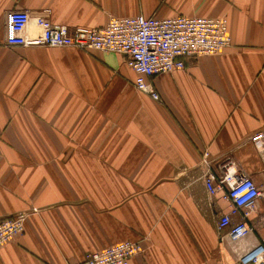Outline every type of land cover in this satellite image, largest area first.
<instances>
[{
    "label": "crops",
    "instance_id": "crops-1",
    "mask_svg": "<svg viewBox=\"0 0 264 264\" xmlns=\"http://www.w3.org/2000/svg\"><path fill=\"white\" fill-rule=\"evenodd\" d=\"M15 9L83 27L225 16L232 42L153 77L156 101L123 54L7 45ZM229 165L264 185V0H0V219L30 213L0 264L81 262L127 239L143 245L131 264H243L264 238V199L249 235L219 229L228 204L204 177Z\"/></svg>",
    "mask_w": 264,
    "mask_h": 264
},
{
    "label": "built area",
    "instance_id": "built-area-1",
    "mask_svg": "<svg viewBox=\"0 0 264 264\" xmlns=\"http://www.w3.org/2000/svg\"><path fill=\"white\" fill-rule=\"evenodd\" d=\"M44 14L33 16L29 10L15 9L6 13L5 42L11 46L76 47L99 50L126 56L128 66L135 72V87L156 101L160 95L153 77L186 68V59L199 55L221 53L231 42L228 19L225 16L177 15L167 18L144 15L111 17L103 27L54 24ZM36 28L37 32L33 30ZM263 134L253 137L261 140ZM202 163L211 166L209 153L202 155ZM211 195L221 193L228 211L218 219V228L227 230L236 241L252 232L247 220L257 209V200L264 199V185L238 170L235 165L221 166L218 172L208 169L204 177ZM30 213L21 212L0 219V247L25 232ZM139 240H123L99 251L88 252L81 262L70 264H131L142 253ZM243 264H264V238Z\"/></svg>",
    "mask_w": 264,
    "mask_h": 264
},
{
    "label": "rangeland",
    "instance_id": "rangeland-1",
    "mask_svg": "<svg viewBox=\"0 0 264 264\" xmlns=\"http://www.w3.org/2000/svg\"><path fill=\"white\" fill-rule=\"evenodd\" d=\"M29 213V212H28Z\"/></svg>",
    "mask_w": 264,
    "mask_h": 264
}]
</instances>
